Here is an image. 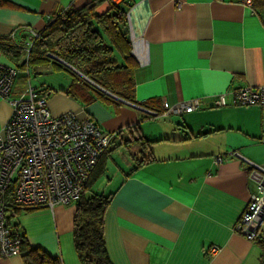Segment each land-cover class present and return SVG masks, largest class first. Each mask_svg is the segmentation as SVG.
<instances>
[{"label": "crops", "instance_id": "1", "mask_svg": "<svg viewBox=\"0 0 264 264\" xmlns=\"http://www.w3.org/2000/svg\"><path fill=\"white\" fill-rule=\"evenodd\" d=\"M7 1L0 7V41L22 50L20 62L50 17L92 0ZM257 1L113 0L126 7L134 103L68 93L70 76L53 73L51 64L17 66L9 99L0 96V131L9 101L30 85L47 91L52 115L71 111L115 133L92 173V189L110 194L104 238L112 264H264V221L258 241L234 229L255 186L248 165L264 167V105L232 103L238 88L264 85V4ZM111 5L102 0L96 12ZM0 61L15 64L1 51ZM220 94L227 104L213 105ZM194 99L201 105L190 112L149 114L163 101ZM217 155L223 162H214ZM74 213L75 202L18 210L10 221L31 247L62 264H81ZM212 245L219 247L214 255ZM0 264L24 263L14 254L0 255Z\"/></svg>", "mask_w": 264, "mask_h": 264}, {"label": "built area", "instance_id": "2", "mask_svg": "<svg viewBox=\"0 0 264 264\" xmlns=\"http://www.w3.org/2000/svg\"><path fill=\"white\" fill-rule=\"evenodd\" d=\"M109 1L114 4L113 0ZM243 2L252 4V0ZM53 19L54 16L50 17L49 22ZM31 44L26 48L27 54ZM18 73L16 65L0 61L1 97L9 99ZM47 96L46 90L28 85L18 98L9 101L11 112L0 131L1 256L19 254L23 240L5 224V197L10 186H13L11 207L17 210L74 203L115 136L90 117L78 119L71 111L52 115L47 107ZM212 103L223 106L227 101L224 94H220ZM232 103L264 105V85L238 88L233 92ZM200 105L198 99L174 105L163 101L159 111L150 110L149 114L165 117L190 112ZM223 160V155H217L214 162L219 164ZM247 174L255 181V186L234 229L247 239L258 241L264 221V167L251 163ZM218 249L212 245L209 253L214 255Z\"/></svg>", "mask_w": 264, "mask_h": 264}, {"label": "trees", "instance_id": "3", "mask_svg": "<svg viewBox=\"0 0 264 264\" xmlns=\"http://www.w3.org/2000/svg\"><path fill=\"white\" fill-rule=\"evenodd\" d=\"M101 1L92 0L80 8H67L56 14L33 38L26 61L19 62L22 50L15 45L0 41V51L14 61V65L22 68L51 64L55 69L68 73L71 81L68 93L83 97L86 101L99 98L118 103V99L99 88L101 87L120 99L134 103L132 95L135 63L130 54L126 7L119 3L113 4L106 12L98 14L96 7ZM258 3L264 4V0L253 4L256 6ZM9 5V1L0 0V7ZM87 88L91 92L85 94L83 91ZM144 140L146 141L145 138ZM95 168L75 202L73 244L81 264H112L104 238V215L110 194L92 189V182L95 180L92 173ZM12 191L11 185L5 197V224L23 238L19 247L23 263L62 264L60 259L41 248L31 247L18 224L10 221L11 216L18 211L11 207Z\"/></svg>", "mask_w": 264, "mask_h": 264}, {"label": "rangeland", "instance_id": "4", "mask_svg": "<svg viewBox=\"0 0 264 264\" xmlns=\"http://www.w3.org/2000/svg\"><path fill=\"white\" fill-rule=\"evenodd\" d=\"M30 72L32 73L31 74V77L33 76V78H36L37 76H34L35 75V73H36V71H35V69H33V68H31L30 69ZM52 72L53 73H62V75H65V77L67 78V79H69V74L68 73H66V72H61V71H58V70H54V69H52ZM101 181V180H100ZM100 181H99V183H100Z\"/></svg>", "mask_w": 264, "mask_h": 264}, {"label": "water", "instance_id": "5", "mask_svg": "<svg viewBox=\"0 0 264 264\" xmlns=\"http://www.w3.org/2000/svg\"><path fill=\"white\" fill-rule=\"evenodd\" d=\"M66 65H68L70 68H72L73 70H75L72 66H70L69 64H67V63H65ZM75 71H77V70H75ZM78 72V71H77ZM79 74H81L80 72H78ZM85 79H87L88 81H90L91 83H93L90 79H88L86 76H84L83 74H81ZM94 85H96V84H94ZM97 86V85H96ZM97 87H99V86H97ZM100 89H102L103 91H105L106 93H108V94H110L111 96H113V97H116V98H118L117 96H115V95H113L112 93H110V92H108L107 90H105V89H103V88H101V87H99Z\"/></svg>", "mask_w": 264, "mask_h": 264}]
</instances>
